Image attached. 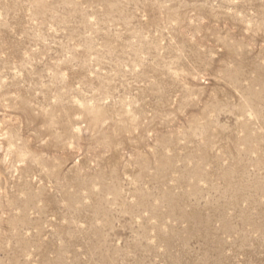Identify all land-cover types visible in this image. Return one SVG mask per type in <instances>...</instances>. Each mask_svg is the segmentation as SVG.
Instances as JSON below:
<instances>
[{"label": "rangeland", "instance_id": "374dc122", "mask_svg": "<svg viewBox=\"0 0 264 264\" xmlns=\"http://www.w3.org/2000/svg\"><path fill=\"white\" fill-rule=\"evenodd\" d=\"M0 264H264V0H0Z\"/></svg>", "mask_w": 264, "mask_h": 264}]
</instances>
